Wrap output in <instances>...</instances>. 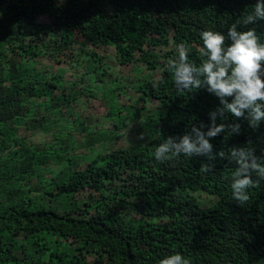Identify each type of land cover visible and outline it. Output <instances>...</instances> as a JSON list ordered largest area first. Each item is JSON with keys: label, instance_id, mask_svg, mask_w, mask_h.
Instances as JSON below:
<instances>
[{"label": "trees", "instance_id": "1", "mask_svg": "<svg viewBox=\"0 0 264 264\" xmlns=\"http://www.w3.org/2000/svg\"><path fill=\"white\" fill-rule=\"evenodd\" d=\"M256 2L0 0V144L6 124L25 115L30 99L59 87L23 75L19 61L50 49L61 56L76 39L113 48L120 64L145 65L148 80L136 89L152 103L142 121L145 145L99 153L45 188L33 186L40 195L20 184L42 163L34 150L20 147L0 158V264H160L175 253L190 264H264V179L253 173L249 199L239 204L231 189L237 165L230 160L233 149L246 148L264 165V121L250 127L222 111L206 88L179 91L168 65L184 45L189 62L199 66L205 30L226 35L236 24L264 44V20L243 23ZM40 17L48 22L38 23ZM193 129L205 134L209 152L156 160L155 148L169 138L196 141ZM198 193L210 201L202 205ZM60 201L65 211L56 209Z\"/></svg>", "mask_w": 264, "mask_h": 264}, {"label": "rangeland", "instance_id": "2", "mask_svg": "<svg viewBox=\"0 0 264 264\" xmlns=\"http://www.w3.org/2000/svg\"><path fill=\"white\" fill-rule=\"evenodd\" d=\"M47 22L44 17L38 19V23ZM80 44L76 39L61 56L51 55L50 49L38 58L19 61L23 75L59 86L48 96L30 99L25 115L6 124L1 136L0 158L25 147L42 159L34 173L20 181L26 189L32 188V196L41 193L34 191L36 184L59 179L99 153L147 143L142 121L152 103L142 101L136 89L148 80L146 66L137 60L120 64L111 47ZM92 53L100 59L92 61L96 59L90 57ZM85 196L83 192L77 198ZM196 196L202 205L210 201L205 194ZM65 206L60 201L56 209L65 211Z\"/></svg>", "mask_w": 264, "mask_h": 264}, {"label": "clouds", "instance_id": "3", "mask_svg": "<svg viewBox=\"0 0 264 264\" xmlns=\"http://www.w3.org/2000/svg\"><path fill=\"white\" fill-rule=\"evenodd\" d=\"M264 20V0H257L251 14L243 20L244 24ZM203 41L201 64L189 62L186 46L180 45L178 56L169 60V71L179 91L206 88L220 98L224 109L236 118L244 117L250 127L256 128L264 121V44L254 30L238 31L233 24L223 34L219 31L205 30L200 33ZM232 97V102L227 101ZM247 110V116H245ZM224 125L213 127L207 136L214 137ZM239 128V125L233 130ZM197 140L191 141L188 135L183 136L180 143L172 138L163 141L155 148L154 156L163 162L181 154L191 157L193 153H207L211 149L204 133L193 129ZM140 139H143L141 135ZM223 155V153H221ZM264 159V158H261ZM230 160H235L236 169L232 173L231 189L233 199L243 205L249 199L247 189L254 186L252 174L264 179V165L257 161L253 151L242 148L232 150ZM160 264H190L180 253L167 256Z\"/></svg>", "mask_w": 264, "mask_h": 264}]
</instances>
